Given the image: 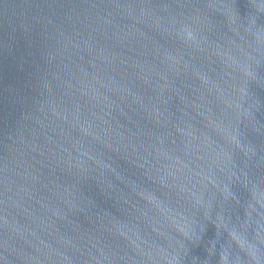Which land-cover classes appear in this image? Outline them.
Masks as SVG:
<instances>
[{
	"label": "water",
	"instance_id": "95a60500",
	"mask_svg": "<svg viewBox=\"0 0 264 264\" xmlns=\"http://www.w3.org/2000/svg\"><path fill=\"white\" fill-rule=\"evenodd\" d=\"M0 264H264V0H0Z\"/></svg>",
	"mask_w": 264,
	"mask_h": 264
}]
</instances>
